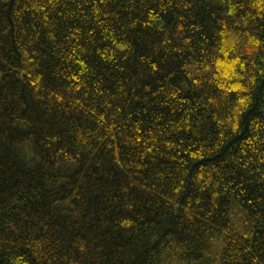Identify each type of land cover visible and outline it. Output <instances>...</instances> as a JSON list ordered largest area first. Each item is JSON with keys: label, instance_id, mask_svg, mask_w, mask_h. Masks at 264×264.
I'll use <instances>...</instances> for the list:
<instances>
[{"label": "trees", "instance_id": "1", "mask_svg": "<svg viewBox=\"0 0 264 264\" xmlns=\"http://www.w3.org/2000/svg\"><path fill=\"white\" fill-rule=\"evenodd\" d=\"M0 264H264V0H0Z\"/></svg>", "mask_w": 264, "mask_h": 264}]
</instances>
